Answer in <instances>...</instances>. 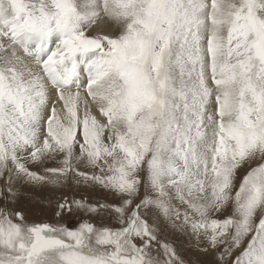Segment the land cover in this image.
<instances>
[{
  "label": "snow or ice",
  "instance_id": "6c2138e0",
  "mask_svg": "<svg viewBox=\"0 0 264 264\" xmlns=\"http://www.w3.org/2000/svg\"><path fill=\"white\" fill-rule=\"evenodd\" d=\"M72 181L118 199L54 215L106 222L15 207ZM165 222L264 264V0H0V264H189Z\"/></svg>",
  "mask_w": 264,
  "mask_h": 264
},
{
  "label": "rangeland",
  "instance_id": "374dc122",
  "mask_svg": "<svg viewBox=\"0 0 264 264\" xmlns=\"http://www.w3.org/2000/svg\"><path fill=\"white\" fill-rule=\"evenodd\" d=\"M112 28L106 32L107 34H118L119 26L116 23L112 24ZM78 152V148H77ZM58 161H48L47 166L54 167ZM31 166V165H30ZM256 166L253 161L250 164H244L237 170L238 176L242 179L243 175L250 169ZM33 170H39V166H31ZM143 194V190H141ZM67 198L69 201L84 200L90 204H112L118 197L99 186L77 184L72 181L63 187L54 186H28L24 188L19 195L15 207L21 210L29 222H47L55 223L58 219L54 214L57 211V203ZM101 217H105V212L102 210L99 215L92 214L89 216L81 210H78L73 205L72 212L65 211L61 222L69 227H72L84 219H92L100 221ZM106 222V217H105ZM163 231L161 238L171 242L177 249L178 254L189 264H215L216 256L213 253H203L198 250L195 244L185 235L172 228L171 224L165 222L161 224ZM214 256V257H213Z\"/></svg>",
  "mask_w": 264,
  "mask_h": 264
},
{
  "label": "bare ground",
  "instance_id": "6f19581e",
  "mask_svg": "<svg viewBox=\"0 0 264 264\" xmlns=\"http://www.w3.org/2000/svg\"><path fill=\"white\" fill-rule=\"evenodd\" d=\"M114 22L111 20H108L107 18H102L97 22L96 25L93 26L92 32L95 34L96 32L106 33L112 28V24ZM119 29V28H118ZM97 116L99 118V115L97 113ZM214 257V256H213Z\"/></svg>",
  "mask_w": 264,
  "mask_h": 264
}]
</instances>
